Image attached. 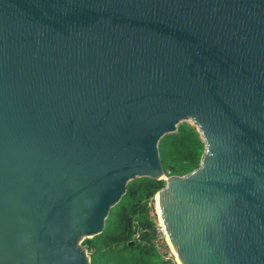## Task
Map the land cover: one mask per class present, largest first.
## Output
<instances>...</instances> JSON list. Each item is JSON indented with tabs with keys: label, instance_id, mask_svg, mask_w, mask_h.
I'll return each mask as SVG.
<instances>
[{
	"label": "water",
	"instance_id": "1",
	"mask_svg": "<svg viewBox=\"0 0 264 264\" xmlns=\"http://www.w3.org/2000/svg\"><path fill=\"white\" fill-rule=\"evenodd\" d=\"M143 176L181 264H264V0H0V264H91Z\"/></svg>",
	"mask_w": 264,
	"mask_h": 264
},
{
	"label": "trees",
	"instance_id": "2",
	"mask_svg": "<svg viewBox=\"0 0 264 264\" xmlns=\"http://www.w3.org/2000/svg\"><path fill=\"white\" fill-rule=\"evenodd\" d=\"M158 149L166 176L184 175L199 166L205 143L196 126L183 121L177 131L160 138ZM164 185V179L146 176L127 183L125 194L110 208L102 232L82 241L91 264H177L156 243L160 229L153 202Z\"/></svg>",
	"mask_w": 264,
	"mask_h": 264
},
{
	"label": "rangeland",
	"instance_id": "3",
	"mask_svg": "<svg viewBox=\"0 0 264 264\" xmlns=\"http://www.w3.org/2000/svg\"><path fill=\"white\" fill-rule=\"evenodd\" d=\"M154 211H153V215H154V217H155V221H156V223H157V225H158V227H159V238L157 239V241H156V243L158 244V246L160 247V251H161V253H165V251H166V249L168 250V252H167V255L169 256V257H173L174 258V260L176 261V255H175V253H174V251L172 250V248H171V246H170V244H169V242H168V240H167V238H166V236H165V234L161 231V229H163V227H162V224H161V222H160V217H159V214H158V212H157V209H156V206H155V200H154ZM84 240V239H83ZM164 245H165V247H164ZM177 263V262H176Z\"/></svg>",
	"mask_w": 264,
	"mask_h": 264
},
{
	"label": "bare ground",
	"instance_id": "4",
	"mask_svg": "<svg viewBox=\"0 0 264 264\" xmlns=\"http://www.w3.org/2000/svg\"><path fill=\"white\" fill-rule=\"evenodd\" d=\"M157 195H158V192L155 194V196H154V200H155V206H156V209H157V212H158V208H157ZM158 214H159V212H158ZM159 217H160V215H159ZM159 219H160V222H161L162 227H163V229H161V231L163 230L162 232L165 234V236H166V238H167V240H168V242H169V244H170L172 250L174 251V253H175V255H176V262H177V264H181V262H180V260H179V258H178V256H177V254H176V252H175V250H174V248H173V246H172V244H171V242H170V240H169V238H168V236H167V233H166L165 228H164V226H163L162 220H161V218H159Z\"/></svg>",
	"mask_w": 264,
	"mask_h": 264
}]
</instances>
